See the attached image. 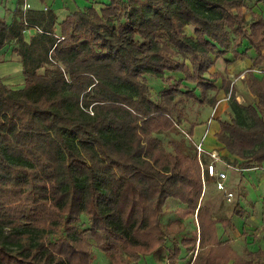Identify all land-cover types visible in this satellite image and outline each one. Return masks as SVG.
Instances as JSON below:
<instances>
[{"label": "trees", "instance_id": "1", "mask_svg": "<svg viewBox=\"0 0 264 264\" xmlns=\"http://www.w3.org/2000/svg\"><path fill=\"white\" fill-rule=\"evenodd\" d=\"M247 2L109 0L70 13L60 34L47 27L29 42L24 32L41 25L29 10L10 26L0 20V51L12 47L24 77L18 89L0 79V264H94V247L109 264H141L185 229L179 220L163 226L170 199L198 210L200 248L188 264H264L263 250L239 254L220 238L217 224L228 227L231 218L218 220L205 207L196 154L178 144L168 151L156 136L182 124V113L174 115L179 93L216 107L220 78L232 113L217 141L234 165H264V15L251 8L247 18ZM250 49L246 81L256 101L243 105L222 72L207 74L218 58H249ZM172 73L185 74L201 97ZM152 78L164 83L158 99Z\"/></svg>", "mask_w": 264, "mask_h": 264}, {"label": "rangeland", "instance_id": "2", "mask_svg": "<svg viewBox=\"0 0 264 264\" xmlns=\"http://www.w3.org/2000/svg\"><path fill=\"white\" fill-rule=\"evenodd\" d=\"M247 1L248 2L245 11L247 18H250V11L251 8L255 9L256 0ZM96 3L100 4V2ZM98 8L101 7L98 6ZM227 28L231 32V36L234 39V30L236 28V24L231 22ZM193 30V27H188L186 32L192 33ZM246 47H248V43L244 40L240 48L241 50H244ZM11 48L12 47H9V49ZM14 58V56L11 57L9 52L8 54L1 53L0 63L3 64L0 65V79L10 87L18 89L24 85L23 74L19 73L10 75L5 73L7 70H3L7 66H13V68H15L14 65H16V60ZM221 59L222 57L217 59L219 62L216 60L218 63H215L210 69L207 77L211 78V74L219 71L224 73V76L227 77L228 80H230L234 85V77L231 76V79L229 76V71L225 69V65ZM254 73L261 75L260 69L254 70ZM168 76H172V78L175 80L182 79L183 91L195 90L196 95L201 97L202 92L199 87H197L195 83L186 80L185 74L172 73ZM243 76H245L247 79L248 72L245 71ZM149 84L151 86L153 98L158 99L160 97L161 90L164 87V83L161 80L152 78L150 79ZM216 85L219 87V92L216 95V91L208 89V97L211 98L214 97V95L217 96V99L225 97L228 105V107L226 105L227 110L222 111L219 118L214 117L215 107L211 106L210 104H200L197 100L189 97L188 94L185 93H179L177 95V106L175 108L174 115L177 116L178 114L182 113V124L176 131L156 134L168 151L173 149V144H178L187 153L196 154L197 158L199 159L195 144H197L198 141L200 142V139L195 137V135H192V139L188 137L187 133L190 129V125L192 123L197 124V126L204 125V129L209 130V128H211L213 125L212 122H215V120L219 121L220 123V121L230 119V114L232 112L229 95L222 89V80L220 78L216 80ZM244 88H247L245 83ZM224 93H226L225 96ZM242 102L244 103L243 105H248L249 99L246 98ZM203 146H205L204 143ZM219 151L220 150H217L219 153L218 163H221L223 167L218 168V171L226 173V178L223 180L225 190H220L217 188V180L215 178L210 179L209 181L207 178H204L205 181L203 182V170L201 167V179L202 183L205 184L203 196L206 192L204 205L205 207L209 206L212 209L214 214L213 217L217 218L218 220L223 217L231 218V223L228 227H223L219 222L217 224V230L220 238L222 240L230 241L231 246L235 251H237L239 254H243L247 249L257 250L259 248L264 250V165L260 167L242 169L233 164L235 161L234 157L224 156ZM207 155L208 157L206 158V161L209 159V154ZM239 162L242 161L239 160ZM232 168L235 172H239V174L236 175L233 183V176L228 172V170H232ZM231 184L238 185L236 187H232ZM228 192L233 194L230 200L227 197ZM249 194L256 196V198L249 199ZM237 203L239 205H237ZM238 206L244 209V214L243 216H240V218L234 214V210H236ZM255 216L258 217V221L253 219ZM241 219L244 220V226H242ZM173 220L181 221L185 225V229L177 235L168 237L163 247L156 253L144 256L141 260V264H167L170 257L176 258L180 264H188L190 260L194 259L197 251L200 248V224L198 220V210L194 212L179 201L170 199L165 206V213L162 216L161 221L163 226L166 228ZM78 224L82 230H88L89 228L88 218L86 216H82ZM247 225H252V228L247 227ZM85 233L87 241L95 244L91 232L87 231ZM93 254L94 264L110 263L105 253L100 251L98 248H93ZM128 254L129 253H124L123 256L129 258ZM229 264H232V262Z\"/></svg>", "mask_w": 264, "mask_h": 264}, {"label": "crops", "instance_id": "3", "mask_svg": "<svg viewBox=\"0 0 264 264\" xmlns=\"http://www.w3.org/2000/svg\"><path fill=\"white\" fill-rule=\"evenodd\" d=\"M96 2H100V4H97ZM107 3H109V0H0V20L4 21L8 26H10L18 18V14L21 12V10L23 11L29 10L30 17L34 21L41 22L40 26L31 25L24 32L25 39L29 42L33 37H35L38 33L43 32V29L47 27L56 29L57 34H60V23H62L70 13L76 12L80 9H85L90 6H94L98 10H100ZM98 6H100L101 8H98ZM255 10L264 15V3H259L255 7ZM9 47L11 46H7L5 49L0 51V55L1 53L8 54L9 52V54H11V57L12 56L15 57L14 59L16 60V65H14L15 68H13V66L12 67L7 66L3 70H7L5 73H8L10 75L22 73L21 57L17 53L13 52L12 48L9 49ZM239 50L243 51L241 50V48H239ZM255 55H256L255 50L250 49L249 58L236 59L235 54L232 52H229L225 55V57H222L221 59L225 65V69L229 71V76L234 77L233 78L234 92H235L237 100L241 104H244L242 101L246 98L249 99V104L255 103L256 101V97L251 93L250 89L247 86L246 78L245 76H243L245 71H248L252 67L253 65L252 58ZM226 60H229L230 63L227 64ZM217 61L216 63L219 62ZM2 64L3 63H0V65ZM260 68H264V66ZM237 74H240V75L237 76ZM262 75L263 74L261 73V75H258V76H262ZM244 83L246 84V87H247L246 89L244 88ZM225 95L226 93H224V96ZM226 101L227 100L225 99V97L218 98V103L215 107V113H214L215 118H219L222 111L227 110L228 105ZM212 123L214 126L212 125V127L209 128V130L204 129V125H198L194 130L195 137L199 138L200 142H203L205 145L204 146L206 150L205 160L208 157L207 155L208 152L217 151V150H220L219 152L223 154L224 156L234 157V156H230V154L225 149H223V145L219 143L216 139L215 134L219 132L220 130L219 121L215 120V122H212ZM200 142L198 141V143ZM235 159L236 158L234 157V160ZM210 161H211V158L209 156V159L207 162H210ZM216 165H217V169L223 167L221 163H218V161L216 162ZM228 172L229 174L233 176V180H232V183H233L234 179L236 178V175H238L239 172L238 171L235 172L233 168L232 170L229 169ZM237 185L238 184H231L232 187L234 186L236 187ZM248 198L255 199L256 196H252V194H249ZM243 214L244 213H240L239 215V213L238 214L236 213L235 215H237L240 218V216H243ZM253 219L258 221L257 216H255ZM242 226H244V220H242ZM247 227L252 228V225H247ZM225 241H228V240H225Z\"/></svg>", "mask_w": 264, "mask_h": 264}, {"label": "built area", "instance_id": "4", "mask_svg": "<svg viewBox=\"0 0 264 264\" xmlns=\"http://www.w3.org/2000/svg\"><path fill=\"white\" fill-rule=\"evenodd\" d=\"M196 148L200 159V165L203 170V182L205 181L204 178H206V176L213 177L217 180V188L220 190H225L223 180H225L226 178V173L218 171L216 165V162L219 160V153L217 151L208 152L211 161L207 162L205 160L206 150L203 146V142L197 143ZM232 196L233 194L231 192L227 193V197L229 200L232 198Z\"/></svg>", "mask_w": 264, "mask_h": 264}]
</instances>
